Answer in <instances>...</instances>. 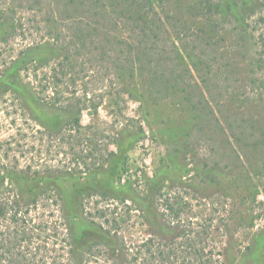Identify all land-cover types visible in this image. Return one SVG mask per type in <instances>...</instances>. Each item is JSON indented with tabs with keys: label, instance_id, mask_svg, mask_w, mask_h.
Listing matches in <instances>:
<instances>
[{
	"label": "trees",
	"instance_id": "1",
	"mask_svg": "<svg viewBox=\"0 0 264 264\" xmlns=\"http://www.w3.org/2000/svg\"><path fill=\"white\" fill-rule=\"evenodd\" d=\"M169 4L167 0H0V43L8 41L15 27H44V37L29 44L25 54L49 49L59 55L53 62L41 55L23 58L27 80L14 57L0 63L1 92L13 94L25 115L28 110L53 111L56 117L51 122L30 115L45 128L37 132L60 145L76 140L90 147L80 157L84 172L0 161V264H85L92 256L108 264H226L220 230L232 211L230 217L219 216L220 221L199 216L195 211L199 203L180 192L170 193L162 185L142 192L128 180L123 183L120 176L108 178L109 162L122 155L104 154L105 148L96 141L97 127L89 131L82 124L84 109L97 110L111 92L108 88H115L124 76H133L143 64L156 78L179 87L200 111L225 106L208 86L213 61H205L199 45L200 40L205 46L212 42L211 30L202 27H216L219 0H196L186 7L200 25L170 13ZM260 7L255 23L264 26V1ZM92 55L111 61L106 78L111 82L104 92L90 89L96 72L87 69L89 61H96ZM48 88L53 94L48 95ZM228 128L237 139L246 134L231 121ZM1 143L15 149L21 142L13 138ZM245 166L241 162V171ZM76 177L83 184L75 190L73 211L60 180ZM134 206L149 226L148 235L141 239L123 234ZM73 217L87 223L77 240Z\"/></svg>",
	"mask_w": 264,
	"mask_h": 264
},
{
	"label": "rangeland",
	"instance_id": "2",
	"mask_svg": "<svg viewBox=\"0 0 264 264\" xmlns=\"http://www.w3.org/2000/svg\"><path fill=\"white\" fill-rule=\"evenodd\" d=\"M167 1L170 13L188 24H199V19L193 18L192 11L186 8L196 0ZM261 1L264 0H219L216 27H202L213 35L210 46L201 40L199 45L205 51V61H213L208 67V86L216 101L226 103L221 110L213 105L212 110L200 111L186 100L179 87L160 76L156 78L143 64L133 76H124L115 88L109 87L111 92L97 110L84 109L82 114V124L89 131L97 127L95 132L100 134L96 141L105 148L104 154L114 151L122 155L116 162L108 161V178L120 176L123 183L128 180L142 192L161 185L170 193L180 192L185 199L199 203L195 209L199 216L219 219L232 211L227 226L226 222L221 224L220 230L226 264H264V26L255 23ZM43 29L15 27L8 41L0 43V63L14 57L21 77L27 80L26 70H22L23 58L41 55L53 62L59 56L55 49L25 54L29 44L44 37ZM92 58L96 61H89L87 69L96 72L90 89L104 92L111 82L106 80L111 61L94 55ZM47 92L53 94L52 88ZM12 95L0 90V161L17 160L21 166L42 170L69 167L84 172L86 166L81 159L88 154L89 144L72 140L60 145L54 138L37 132L38 128H45L31 114L49 122L56 115L51 109L46 113L28 110V117ZM229 121L246 134L240 139L233 137ZM13 138L21 142L15 149L1 143ZM241 162L246 165L242 171ZM81 179L60 180L73 211L74 194L83 184ZM223 194L226 196L222 198ZM204 200L209 203L204 204ZM128 203L133 207L134 203ZM133 209H129L131 216L123 234L141 239L148 235L149 226L140 211ZM72 224L77 240L87 223L81 217H73ZM85 264L108 263L92 256Z\"/></svg>",
	"mask_w": 264,
	"mask_h": 264
}]
</instances>
